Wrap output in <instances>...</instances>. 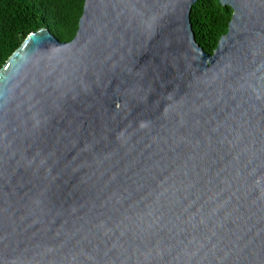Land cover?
<instances>
[{
  "label": "water",
  "instance_id": "1",
  "mask_svg": "<svg viewBox=\"0 0 264 264\" xmlns=\"http://www.w3.org/2000/svg\"><path fill=\"white\" fill-rule=\"evenodd\" d=\"M201 0H83L0 70V264H264V0L213 54Z\"/></svg>",
  "mask_w": 264,
  "mask_h": 264
},
{
  "label": "trees",
  "instance_id": "2",
  "mask_svg": "<svg viewBox=\"0 0 264 264\" xmlns=\"http://www.w3.org/2000/svg\"><path fill=\"white\" fill-rule=\"evenodd\" d=\"M232 13L233 9H224L219 0H201L193 6V29L197 34V19L204 28L198 43L209 45L206 53L213 54L227 34ZM82 16L83 0H0V70L32 33L60 26L65 43H69Z\"/></svg>",
  "mask_w": 264,
  "mask_h": 264
}]
</instances>
